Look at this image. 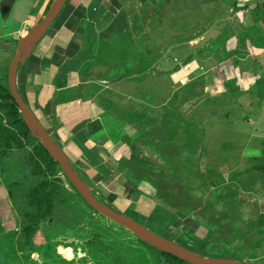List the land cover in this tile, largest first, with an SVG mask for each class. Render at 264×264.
Segmentation results:
<instances>
[{
  "label": "crops",
  "instance_id": "obj_1",
  "mask_svg": "<svg viewBox=\"0 0 264 264\" xmlns=\"http://www.w3.org/2000/svg\"><path fill=\"white\" fill-rule=\"evenodd\" d=\"M55 1L13 0L11 8L0 13V78L5 83L18 42L34 29L36 20H43ZM263 5V0H67L22 53L16 89L86 187L104 204L184 249L207 256L211 254L208 245L214 243L219 249L223 246L218 255L225 254V243L212 240L200 215L191 212L181 217L133 182L112 158L110 151L118 140L106 147L98 137L105 132V108L115 107L127 94L141 95L138 91L145 87L155 104L167 102L177 88L191 83L201 87L208 79L210 98L225 93L229 85L240 94L256 90L251 95L264 97ZM153 8L163 12L173 33L191 37L188 44L202 45L204 51L191 59L190 55L165 58L181 45L173 40L163 48H142L134 63L128 60L111 67L104 79L94 75L91 69L115 49L113 44L138 34L145 20L140 15ZM163 65L172 71L161 79L154 73L141 78L145 68L160 70ZM244 115L247 119L238 139L217 145L216 164L221 167L215 173L220 178L218 187L238 188L236 206L239 212L253 213L249 234L257 235L253 242L264 244V124L254 126L258 121L253 109ZM225 162L228 168L223 171ZM241 176H246V187L240 183ZM17 222L7 191L0 185V239L1 229ZM33 241L35 247L46 243Z\"/></svg>",
  "mask_w": 264,
  "mask_h": 264
},
{
  "label": "rangeland",
  "instance_id": "obj_2",
  "mask_svg": "<svg viewBox=\"0 0 264 264\" xmlns=\"http://www.w3.org/2000/svg\"><path fill=\"white\" fill-rule=\"evenodd\" d=\"M140 16L145 20L138 34L115 42V49L112 48L105 59L90 70L94 75H102L104 79L111 67L123 65L128 60L134 63L142 48L151 50L173 40L181 45L165 58L198 56L199 51H204L202 45L191 47L188 44L191 37L173 33V26L161 10L153 8ZM184 48H187L186 52L182 51ZM164 67L160 70L145 68L141 78L154 73L161 79L172 71ZM135 69L136 65L132 66L133 72ZM207 81L201 87L191 83L177 88L167 102L159 100V104L153 102L146 87L138 91L141 95L137 97L135 94L123 96L121 103L115 102V107L105 108L102 118L105 132H100L98 140L101 145L109 147V143L117 139L116 147L110 151L117 169L126 172L133 182L146 187L154 198H163L165 206L182 212H196L212 240L225 243V254L218 255L223 246L219 249L210 243L207 251L211 254L204 256L191 251L195 258H238L248 264H264V244L253 242L257 235L249 234V216L253 213L239 212L236 206L238 188L233 189L232 185L218 187L220 178L215 173V169L221 167L216 164V147L220 142L238 139L241 126L247 119L244 115L247 109L257 113L258 122L254 126L264 124V97L251 95L257 93L256 90L251 94H240L229 85L225 93L210 98L208 90L211 86L209 79ZM226 164L222 163L223 171L228 168ZM59 176L73 196L68 198L67 210L57 223L48 225L42 222L36 229L33 242L38 245L40 241H46L45 245L31 250L28 243L20 240L22 227L17 222V231L13 230L15 226L1 229V264H155L148 248L142 244L147 238L100 216L82 200L62 173ZM240 179L242 186L246 187V176ZM59 245L62 248L57 253L55 248ZM70 249H73L74 256L79 249L84 259H68L72 256ZM35 254L41 259L39 263L32 258Z\"/></svg>",
  "mask_w": 264,
  "mask_h": 264
},
{
  "label": "trees",
  "instance_id": "obj_3",
  "mask_svg": "<svg viewBox=\"0 0 264 264\" xmlns=\"http://www.w3.org/2000/svg\"><path fill=\"white\" fill-rule=\"evenodd\" d=\"M261 9L264 11V5ZM207 52L211 53L210 50ZM61 173L58 164L32 134L7 83L0 78V185L5 187L22 227L20 240L28 243L31 250L34 248L32 238L39 225L42 222L57 223L67 210L68 198L73 196L59 176ZM156 199L165 205L163 198L156 196ZM175 211L181 217L192 212ZM142 244L148 248L155 264H189L146 242Z\"/></svg>",
  "mask_w": 264,
  "mask_h": 264
},
{
  "label": "water",
  "instance_id": "obj_4",
  "mask_svg": "<svg viewBox=\"0 0 264 264\" xmlns=\"http://www.w3.org/2000/svg\"><path fill=\"white\" fill-rule=\"evenodd\" d=\"M13 0H0V11L5 13L12 6ZM67 0H56L47 11L43 20L38 23L37 20L34 22V29L24 35L18 42L17 49L11 60L8 74H7V87L10 95L16 103L19 112L24 119L25 123L31 130L32 134L39 140L44 148L49 152L53 160L58 164L62 174L79 194L82 200L100 216L108 219L109 221L117 224L118 226L143 235L148 240L146 243L158 248L159 250L172 255L173 257L187 262L189 264H248L244 261L233 260V259H213L208 260L207 258H195V254L183 247H180L171 241L157 235L141 224L124 217L115 212L110 206L100 202L86 187L81 180L79 174L70 164L66 156L63 154L61 149L57 146L51 136L42 127L37 118L33 115L31 110L28 108L20 94L16 89V75L18 71L19 62L21 60L22 53L29 48L37 37L44 31L54 18L58 15L63 5Z\"/></svg>",
  "mask_w": 264,
  "mask_h": 264
},
{
  "label": "flooded vegetation",
  "instance_id": "obj_5",
  "mask_svg": "<svg viewBox=\"0 0 264 264\" xmlns=\"http://www.w3.org/2000/svg\"><path fill=\"white\" fill-rule=\"evenodd\" d=\"M18 234H15V236H17ZM33 247H35V245L33 244ZM71 253H72V256L71 258H68V259H73L74 257L78 258V259H84V254L81 253V251L79 249H76V252H75V256H74V252H73V249H70ZM34 253V252H33ZM33 260L37 263H39L41 261V259L39 258L38 254H35L32 256Z\"/></svg>",
  "mask_w": 264,
  "mask_h": 264
}]
</instances>
